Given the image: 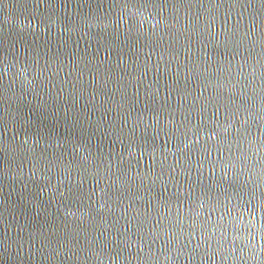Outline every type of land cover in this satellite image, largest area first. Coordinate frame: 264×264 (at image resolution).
I'll return each mask as SVG.
<instances>
[{"label":"water","instance_id":"obj_1","mask_svg":"<svg viewBox=\"0 0 264 264\" xmlns=\"http://www.w3.org/2000/svg\"><path fill=\"white\" fill-rule=\"evenodd\" d=\"M0 264H264V0H0Z\"/></svg>","mask_w":264,"mask_h":264}]
</instances>
